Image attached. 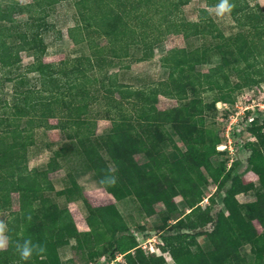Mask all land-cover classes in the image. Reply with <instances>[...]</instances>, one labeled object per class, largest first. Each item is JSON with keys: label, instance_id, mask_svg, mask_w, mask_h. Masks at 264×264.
Listing matches in <instances>:
<instances>
[{"label": "trees", "instance_id": "trees-1", "mask_svg": "<svg viewBox=\"0 0 264 264\" xmlns=\"http://www.w3.org/2000/svg\"><path fill=\"white\" fill-rule=\"evenodd\" d=\"M63 1L0 0V70L18 91L13 104L0 98V180L4 183L0 213L8 212L9 238L7 249L0 251V264H92L101 257L113 261L117 255L127 264H163L161 258L143 254L117 205L134 199L146 217L154 216V207L162 205L160 230L170 221L180 225L191 216L203 227L213 219L208 208L199 206L209 182L216 192L230 182L214 227L204 232L205 245L195 244V251L189 250L195 243L189 234L162 237L174 264H264V232L259 234L253 224L264 227V123L252 119L247 128L255 142L247 144L246 163L257 177L256 184L232 178V162L228 167L227 162H211L209 153L223 142L211 129H204L206 113L214 115L216 103L232 105V93L264 85V9L248 0H229L235 5L229 16L239 31L225 36L207 11L219 0H204L206 8L198 10L196 21L183 16V7L191 0H78L77 22L68 34L89 53L71 63L44 64L47 47L43 37L51 28L47 19ZM168 36L211 38V44L168 50L160 58L161 67L169 72L165 80L141 88L129 84V99L115 98L112 86L123 82L118 71L130 68L123 61H148ZM99 40L104 44H98ZM22 52L33 58L27 74L37 75L40 89L26 88L30 84L27 74L16 72L15 60ZM213 58L217 62L206 72L197 70ZM116 66L117 72L102 74L107 67ZM204 92L217 94L211 104H203L200 95ZM159 96L177 105L158 110ZM97 100L103 102V119L111 123L99 135L96 118L88 115ZM46 112L56 124L36 117ZM41 126L65 133V140L51 150L43 166L29 168L33 131ZM168 147L175 151L173 160L167 155ZM223 151L215 154L221 156ZM90 152L95 154L92 161L86 157ZM143 153L156 172L138 165L134 157ZM60 169H64L66 184L55 191L49 176ZM82 172H90L116 204L92 206L76 181ZM18 179L29 180L31 187L19 192ZM248 193L254 200H236ZM13 194L18 195L16 210L11 209ZM177 196L185 210L174 202ZM61 197L65 202H79L88 231L77 229L66 204L56 202ZM207 199L213 203L214 194ZM146 230L158 229L147 225ZM25 239L44 251L34 250L29 260H22L16 245ZM246 245L251 247L250 260L241 252ZM65 249L68 258L61 256Z\"/></svg>", "mask_w": 264, "mask_h": 264}, {"label": "rangeland", "instance_id": "rangeland-1", "mask_svg": "<svg viewBox=\"0 0 264 264\" xmlns=\"http://www.w3.org/2000/svg\"><path fill=\"white\" fill-rule=\"evenodd\" d=\"M21 2V0H19ZM31 0H23L21 3H29ZM78 0H65L57 4L54 12L50 14L48 17L49 25L51 28L44 33V42L46 44L47 50L46 54L42 57V63L44 64H59L63 63H71L73 58L80 57L83 53L88 54L89 51L85 46L81 44L76 45L70 39L68 30L72 28L77 22V8L76 2ZM250 5L258 4L261 8L264 9V0H248ZM204 0H191L188 4L183 7V16L188 20L196 21L198 16V10L205 9ZM207 11L211 15L214 23L216 24L218 30L224 34L225 36H229L232 34H236L239 30L234 25L229 14H226L224 17H218L215 14L214 8H207ZM23 19L22 17L20 18ZM211 38H192L189 40H184L182 36H168L161 45L156 46L154 48V56L145 62L136 63L134 61L125 60L123 64H128L130 68L127 71H118L119 68L116 67H107L102 74L111 73V72H120V81L116 84H113L114 87V96L118 100L125 101L129 99L130 87L129 84L135 87H142L144 85H151L158 81L165 80L168 77V70L161 67L160 58L170 49L172 48H204L203 46H208L211 43ZM98 44L103 45L104 41L99 40ZM16 65H18V70L16 72L21 74H27V68L32 64L33 58L28 54L20 53L16 57ZM217 62L216 58H213L210 63L205 65H201L197 67V70L200 72H206L212 65ZM15 73V72H14ZM13 73V74H14ZM3 71L0 70V98L8 102L9 104H13L14 99L17 96H14L16 91L15 87H13L12 82H8L6 77L3 76ZM13 77V75H10ZM29 78V85L26 88H39L40 83L37 79V75L35 74H27ZM231 80L234 82L236 77L232 74L230 75ZM125 81V82H124ZM96 87H99L97 84ZM23 91L24 89H19ZM96 96H100V94H96ZM201 100L203 104H211L213 100L216 98L217 94L215 92H204L201 95ZM232 105L224 103V101H220L216 103L215 109L216 113L212 115L211 113H206V117L204 119L205 128L211 129L218 137L222 140V144L226 145V148L223 149V155L219 156L215 154L217 153V148L215 151L209 153V157L211 162H227L228 165L233 163V172L232 178H238L244 183H257V177L249 172V168L247 166V160L249 157V151L247 150V144L250 142H255L254 138L248 133L247 128L249 127L251 121L250 118L254 119L253 122L264 123V85L260 84L254 87H245L241 90L232 93ZM18 102V100H17ZM225 104V105H224ZM177 102L168 99L162 96L158 97L157 109L164 111L171 109L176 106ZM249 111H245L244 109L249 107ZM88 115L90 118L95 119L96 121V134L99 135L102 132L108 130L111 123L104 118V108L102 101H96L89 108ZM39 119L45 120L48 124H56L57 120L52 118L49 112L40 113L36 116ZM21 126L25 122H20ZM209 127V128H208ZM45 127H35L33 131V140L39 142L38 140L43 138L48 132H45ZM56 132H51L50 136L52 137L50 140H54L56 142H62L64 140L65 133L62 132V138L59 137V134H54ZM54 134V135H53ZM61 138V139H60ZM48 139V135H46V140ZM174 143L179 147L181 151L185 150V147L180 143L177 137L173 138ZM38 149V148H37ZM222 149V148H221ZM221 151V150H219ZM168 157L173 160L176 158L175 151L171 147L166 149ZM30 159L28 166L32 168L33 166L44 164L47 161V152L39 150L30 149ZM88 161H92L95 159V154L92 152L86 155ZM135 160L138 162V165L144 169V171L156 172L151 165H149L150 160L143 153L142 155H136ZM154 170V171H152ZM62 174V173H61ZM61 174L57 175L55 178L51 176L52 179L56 180L61 177ZM29 182V180H19V183ZM60 183V181H58ZM79 183L85 188V194L87 198L90 200L91 204L94 205H107L114 201L101 186H99L96 182H93L89 179V176L80 177ZM60 185V184H58ZM230 182H227L222 192H216L215 186L209 182L208 186L205 187L203 193V201L199 204L202 210L208 208V213L211 216L212 222L207 223L203 227H200L199 221L196 220V216H191L190 218L184 219L182 224L174 225V222L170 221L168 226L160 230V217L159 214L163 211L162 205H156L155 215L152 217H146L142 212L140 205L136 203L134 199L125 201V203H120L117 205L118 210L123 215L127 224L130 228V234H132L138 241V247L143 252L145 256H155L157 258H161L163 260V264H174L173 259L171 257L169 248L167 244L163 242L162 237L178 235V234H189V239L193 237L194 244L189 246V250L195 251V246L204 247L206 237L204 236V232H209L213 229L215 224V219L218 211L222 208V199L224 196V190L229 188ZM63 186H58V188ZM4 190V183L0 180V192ZM214 194V202L211 203L207 198ZM17 197L12 195L11 203L12 210L17 209ZM236 200L239 203H246L254 200L253 194L248 193L244 195H238ZM174 202L178 206L179 209L185 210L186 206L184 205L181 197L177 196L174 198ZM116 204V202H115ZM61 205V204H59ZM125 208V209H124ZM69 209L71 211L72 218L74 219V223L78 229L84 230L87 229L85 224V220L79 211L78 207L75 205H70ZM8 218V212L0 213V220L6 222ZM190 219V220H189ZM189 224V225H188ZM256 227V231L259 234L264 232V227L259 226L256 222L253 223ZM151 225L157 228L155 232H149L146 230V226ZM189 226V227H188ZM193 228V229H192ZM149 241V243L147 242ZM196 244V245H195ZM150 246H152L153 252L150 251ZM164 247V248H163ZM163 248V249H162ZM250 246L246 245L242 248L241 252L246 255V258L250 260L252 258L251 255H248V251L250 250ZM61 256L63 258H68L69 253L65 249ZM92 264H127L125 258L121 255H117L115 260L109 261L108 257H101L97 262Z\"/></svg>", "mask_w": 264, "mask_h": 264}, {"label": "crops", "instance_id": "crops-1", "mask_svg": "<svg viewBox=\"0 0 264 264\" xmlns=\"http://www.w3.org/2000/svg\"><path fill=\"white\" fill-rule=\"evenodd\" d=\"M49 125H53V124H49ZM46 132H48L46 135H48V139L46 140V135L43 137V138H41V139H39L38 141L39 142H36L35 141V145H34V147H32L31 149H33V150H39V152L40 151H45V152H47V154H48V156L51 154L50 152H51V150H53V149H57V148H59V146H60V144L62 143V142H64V140H65V138H64V140L62 141V142H56V141H54V140H50L52 137L50 136V133L51 132H56V133H54V134H56V135H58L59 134V137H63L62 135V133L58 130V129H45V132L44 133H46ZM53 134V135H54ZM60 138V139H61ZM46 143H48V144H52L51 145V147L49 148V147H47V148H45L46 146H45V144ZM45 146V147H44ZM38 148V149H37ZM31 154V153H30ZM48 156H47V158H48ZM31 157V156H30ZM29 163V162H28ZM45 164V163H44ZM44 164H39V165H36V166H33V167H41V166H43ZM59 173L61 174V177L59 178V179H56V180H54V182H53V180H50V179H52V177L51 176H54V178L57 176V175H59ZM89 176V179L90 180H92L93 182H96L93 178H92V174L90 173V172H82V173H79L78 175H76V181H77V183H78V185H80V187L82 188V190H83V194H84V196L86 197V199L88 200V202L91 204V202H90V200L87 198V196H86V192H85V188L79 183V179H80V177H83V176ZM65 177V172H64V169H60V170H57V171H55L54 173H51L50 174V176H49V180L52 182V184H53V187H54V190L55 191H58V190H61L62 188H64V186H65V184H66V181H64L63 180V178ZM19 180H22V179H18V181H17V185H18V189H19V192H25V191H27L30 187H31V185H30V181L29 182H23V183H19ZM25 180H27V179H23V181H25ZM58 181H60V183L58 182ZM97 183V182H96ZM58 184H60V185H58ZM58 186H63V187H59L58 188ZM3 191V190H2ZM13 195H15L16 197H17V207H18V195L17 194H13ZM112 198V197H111ZM112 200H113V198H112ZM114 201V200H113ZM56 202L58 203V204H61V205H64V204H66V206H67V208L69 209V206L70 205H75L76 207H78V209H79V211L81 212V214H82V216H83V218H84V220H85V216H84V214H83V212H82V210H81V206H80V204H79V202H73V201H71V202H65V199L63 198V197H61V198H56ZM64 203V204H63ZM110 204H115V201H114V203L113 202H111ZM92 206H98V205H94V204H91ZM108 205V204H107ZM101 206H104V205H101ZM69 211H70V209H69ZM70 213H71V211H70ZM73 217V216H72ZM74 220V219H73ZM75 222V221H74ZM76 224V223H75ZM85 224H86V226H87V223H86V221H85ZM77 227V226H76ZM78 229V228H77ZM79 231H81V232H85V231H88V226H87V229H84V230H80V229H78Z\"/></svg>", "mask_w": 264, "mask_h": 264}, {"label": "clouds", "instance_id": "clouds-1", "mask_svg": "<svg viewBox=\"0 0 264 264\" xmlns=\"http://www.w3.org/2000/svg\"><path fill=\"white\" fill-rule=\"evenodd\" d=\"M21 2H23V0H21ZM234 7L235 5L230 3L229 0H219V3L214 6V11L218 17H224L226 14L231 13ZM6 232L7 225L3 220H0V251L6 250L8 247L9 238ZM16 250L20 258L27 261L32 257L34 250L38 253H42L44 248L38 244H33L31 239H25L22 244L17 243Z\"/></svg>", "mask_w": 264, "mask_h": 264}, {"label": "built area", "instance_id": "built-area-1", "mask_svg": "<svg viewBox=\"0 0 264 264\" xmlns=\"http://www.w3.org/2000/svg\"><path fill=\"white\" fill-rule=\"evenodd\" d=\"M224 105H225V104H224ZM261 107L264 108V106H261ZM248 109H250V106L247 107V108H245L244 110L246 111V110H248ZM249 121H252V118H250ZM221 148H222V149H221ZM225 148H226V145H225V144H224V145L222 144V145H220V146L217 147L218 150H223V149H225ZM147 242L149 243V241H147ZM151 247H152V246H150L149 249H150L151 252H153V250H152Z\"/></svg>", "mask_w": 264, "mask_h": 264}]
</instances>
